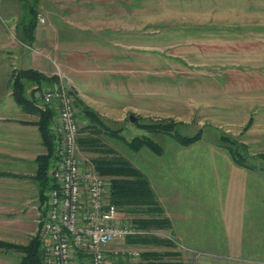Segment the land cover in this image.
Segmentation results:
<instances>
[{"label": "rangeland", "instance_id": "1", "mask_svg": "<svg viewBox=\"0 0 264 264\" xmlns=\"http://www.w3.org/2000/svg\"><path fill=\"white\" fill-rule=\"evenodd\" d=\"M24 1L44 18L50 11L54 27L46 24V38L37 25L40 37L19 66L38 54L57 69L52 88L63 84L83 103L75 100L80 129L87 107L118 130L102 141L148 176L163 207L160 214L120 207L132 235L155 239L117 240L112 264H147L150 251L183 264H264V0ZM41 38L51 47L41 49ZM60 48L72 66L62 75ZM137 137L149 143L136 150ZM78 152L82 168L97 171L99 153L80 145ZM147 217L171 226L135 227ZM40 218L30 229L0 208V239L28 244ZM1 249L0 264H20L22 253ZM132 249L138 255L114 254Z\"/></svg>", "mask_w": 264, "mask_h": 264}, {"label": "built area", "instance_id": "2", "mask_svg": "<svg viewBox=\"0 0 264 264\" xmlns=\"http://www.w3.org/2000/svg\"><path fill=\"white\" fill-rule=\"evenodd\" d=\"M42 98L58 108L53 186L48 192L47 210L40 218L44 264H112L110 246L136 231L121 224L119 209L108 198V181L94 168H82L74 95L62 84L45 90ZM126 253L138 255L134 249L114 252Z\"/></svg>", "mask_w": 264, "mask_h": 264}, {"label": "crops", "instance_id": "3", "mask_svg": "<svg viewBox=\"0 0 264 264\" xmlns=\"http://www.w3.org/2000/svg\"><path fill=\"white\" fill-rule=\"evenodd\" d=\"M33 9L34 4H28L24 0H0V208L13 209L19 218L15 222L30 225V229L34 228V222L41 217L42 213L39 182L35 178L36 159L39 155L46 153L47 149L37 125L39 114L23 109L13 95L14 74L19 69L33 68L48 77L58 76L57 69L50 66L38 54H33L31 63L22 61L23 65L19 66L18 61L22 58L23 51L34 49V43H37L40 37L38 32L46 38L49 32L46 24L50 21L48 16L52 13L46 11L47 18H44L42 13L38 14V19L43 17L44 22L38 21V25L43 24V26L39 27L38 32H36L37 29L35 30V38L30 42L24 40V30L31 19ZM49 23L54 27L53 21ZM40 41L38 45L41 49L46 50L51 47L45 43L46 40ZM39 52L42 51L39 49ZM65 52L61 50L59 61L55 62L61 75L64 74L62 67L66 69L72 67L64 58L60 59L61 55L62 57L71 55ZM43 84L44 89L41 91L37 90L39 85L28 83L26 85L27 97L39 101L40 104L44 103L42 96L45 89L52 88L55 81H44ZM56 122L57 118L53 124L54 132ZM31 234H34V231ZM22 257H20V264H22ZM2 264L16 263L4 258Z\"/></svg>", "mask_w": 264, "mask_h": 264}, {"label": "trees", "instance_id": "4", "mask_svg": "<svg viewBox=\"0 0 264 264\" xmlns=\"http://www.w3.org/2000/svg\"><path fill=\"white\" fill-rule=\"evenodd\" d=\"M38 14V9L34 7L31 19L24 30V40L26 41L30 42L35 38V30L38 25ZM56 78V76L48 77L33 68L19 69L17 73L14 74L13 83V95L17 103L26 111H35L40 116L37 125L43 138V144L47 149L46 153L39 155L36 159L37 172L35 178L39 182L41 214H44L47 210L48 192L53 186L51 173L56 160L57 148V133L54 132L53 124L58 115V108L56 105L46 103L40 104L39 101L28 98L26 95V85L28 83L37 84L39 85L37 90L39 89L42 91V89H44V81L54 82ZM70 92L73 95L75 94L73 91ZM74 97L77 104L82 103L77 96L74 95ZM83 111L88 119V123L80 129L81 134L78 137V144L84 151L99 153L93 158V162L98 174L109 180L107 193L111 202L115 203L118 209H120V207H128L133 210L147 211L151 214L162 213L163 207L157 198L148 176L128 158L120 155L113 148L104 143L102 141L103 139L100 137L105 133L115 137L118 136L119 131L108 126L95 111L87 107H83ZM148 126L156 127L158 128L157 130L165 131V129H167L163 126L161 127L153 124ZM186 139L188 140L186 142L190 143L192 141L188 138ZM146 143H149L148 140L137 137L135 140L131 141L130 145L137 150ZM232 146L235 145L232 143ZM134 222L136 223V228L144 230L152 227L164 228L171 226L169 218L163 217L137 218ZM136 235L140 236V238L142 237V239L146 241L151 238L147 237V235ZM136 235H129L127 237ZM156 240L161 244H172V242L164 238ZM1 248L22 253V264H44V248L39 233L33 236L28 244L24 245L0 239V249ZM143 258L146 260L147 264H183L178 261H164L159 253L151 251L143 253Z\"/></svg>", "mask_w": 264, "mask_h": 264}, {"label": "water", "instance_id": "5", "mask_svg": "<svg viewBox=\"0 0 264 264\" xmlns=\"http://www.w3.org/2000/svg\"><path fill=\"white\" fill-rule=\"evenodd\" d=\"M132 119H133V120H135V118H134V117H132Z\"/></svg>", "mask_w": 264, "mask_h": 264}]
</instances>
